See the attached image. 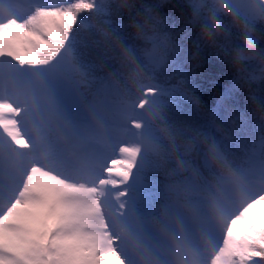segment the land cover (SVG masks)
<instances>
[{
    "label": "snow or ice",
    "instance_id": "1",
    "mask_svg": "<svg viewBox=\"0 0 264 264\" xmlns=\"http://www.w3.org/2000/svg\"><path fill=\"white\" fill-rule=\"evenodd\" d=\"M224 3L248 27L250 11L264 15V0ZM130 8L117 0H0V264H261L264 152L240 160L222 139L169 124L159 84L142 85L138 104L122 106L123 72L110 71L111 82L95 74L97 62L118 59L113 45L134 80H154L175 52L142 31L151 47L136 48L107 20L82 35L92 27L83 14ZM195 8L203 26L217 19L209 0ZM115 117L125 139L102 178L101 146L115 147ZM168 147L176 166L162 173L151 156ZM152 171L165 181L151 182Z\"/></svg>",
    "mask_w": 264,
    "mask_h": 264
},
{
    "label": "trees",
    "instance_id": "2",
    "mask_svg": "<svg viewBox=\"0 0 264 264\" xmlns=\"http://www.w3.org/2000/svg\"><path fill=\"white\" fill-rule=\"evenodd\" d=\"M104 3L111 5L112 0H104ZM130 5L131 8L124 11L126 17L116 14L115 22L124 25L123 31L130 45L136 48L151 47L149 41L136 35L142 31L149 37L156 35L162 40L166 38L167 42L175 45V52L170 53V59L151 73L154 80L149 81L146 77L134 80L130 74L132 66L124 60L119 48L113 45L114 55L118 59L109 58L104 64L97 62L95 74L111 82L110 71L123 72L124 88L120 92L119 103L122 106L137 103L141 98L142 85L160 82L163 88L170 90L168 93L163 92L164 94L161 90L157 101L169 124L222 139L227 150L240 160L247 155L255 153L258 156L264 152V126L259 119H253L252 115L253 106H264V76L258 70H251L249 66L250 70L244 80L237 82L219 52L202 46L198 40V29L194 25L196 9L190 1L131 0ZM83 15L88 17V23L92 27L84 29L82 35L95 33L97 27L104 23L100 16L92 13ZM229 36L235 45L236 35L229 33ZM259 37L264 50V31ZM173 54L174 57L179 56L180 61H174ZM108 55L111 57L113 53ZM184 87L183 94L172 90ZM8 88L11 92L12 86ZM175 96L190 97L192 100L181 112H177L171 109ZM136 111L142 109L137 107ZM112 123H120L119 117H115ZM191 138L192 134L184 136V141L179 145L180 152L185 151L184 142ZM147 175L154 184H160L166 179L158 171L149 172Z\"/></svg>",
    "mask_w": 264,
    "mask_h": 264
},
{
    "label": "clouds",
    "instance_id": "3",
    "mask_svg": "<svg viewBox=\"0 0 264 264\" xmlns=\"http://www.w3.org/2000/svg\"><path fill=\"white\" fill-rule=\"evenodd\" d=\"M131 0H117L121 8L127 7ZM210 6L215 9L217 19L211 17L207 20V26L194 18V25L198 29L197 38L202 46L219 52L221 58L234 73L237 82L244 80L251 70H258L264 76V50L261 48L260 37L253 27H248L238 20L225 6L224 0H209ZM254 23L264 26V15H260L254 10L250 11ZM229 33H234L237 42L233 45ZM137 35V34H136ZM195 58V57H194ZM252 113L264 122V112L258 107H252ZM165 145L168 140L164 137ZM178 145L182 140L177 141ZM151 159L160 164L163 173L166 167L176 166V153L168 147L167 153H158L151 156ZM215 167V165H213ZM179 171V169H177Z\"/></svg>",
    "mask_w": 264,
    "mask_h": 264
},
{
    "label": "rangeland",
    "instance_id": "4",
    "mask_svg": "<svg viewBox=\"0 0 264 264\" xmlns=\"http://www.w3.org/2000/svg\"><path fill=\"white\" fill-rule=\"evenodd\" d=\"M39 2H44V3H50V4H54V3H61L60 1L58 0H37ZM138 1V0H137ZM191 2L192 5H193V8H195V5L196 4H206L208 3V0H188V2ZM108 4V3H106ZM110 5V3H109ZM126 12H123V16L121 17H126ZM116 17L117 15H113L110 13V10H109V14H101L100 15V18L104 21H109V22H112V23H115L117 20H116ZM103 25V24H102ZM128 26V25H126ZM254 31L258 34V36L262 33V31H264V26H261L259 24H256V23H253L252 25ZM123 28H124V25H123ZM234 34V33H233ZM172 59L175 61L178 62V60L180 61V57L177 56V57H174V54H173V57ZM191 88V87H190ZM185 89V87H184ZM208 95V94H207ZM204 99L206 100L207 98L204 97ZM190 97H177L175 96L172 101L174 103V106L171 108V109H175L174 111H177V112H181L183 110V108L188 105L190 103ZM0 134H3V129L0 128ZM110 139L112 142H114V148H111V150L109 149H102L101 148V152H102V156L101 157H106L104 159V164H102L104 167L100 170V176L102 178H107L109 173L106 171V169L108 167H111V161L112 159H115V158H120V154L118 152V146H120V144L124 141L125 139V136H124V132H118L117 131H111L110 132Z\"/></svg>",
    "mask_w": 264,
    "mask_h": 264
}]
</instances>
